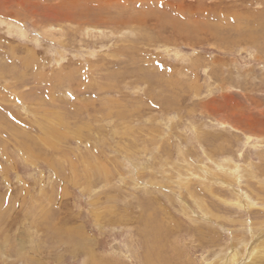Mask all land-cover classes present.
<instances>
[{
    "label": "rangeland",
    "instance_id": "374dc122",
    "mask_svg": "<svg viewBox=\"0 0 264 264\" xmlns=\"http://www.w3.org/2000/svg\"><path fill=\"white\" fill-rule=\"evenodd\" d=\"M257 239L264 0H0V264H211Z\"/></svg>",
    "mask_w": 264,
    "mask_h": 264
},
{
    "label": "bare ground",
    "instance_id": "6f19581e",
    "mask_svg": "<svg viewBox=\"0 0 264 264\" xmlns=\"http://www.w3.org/2000/svg\"><path fill=\"white\" fill-rule=\"evenodd\" d=\"M99 1H102V0H99ZM58 4H59V7H61V2H59ZM245 204L248 205V203H245ZM248 243L249 241L245 242L243 244L244 246H241L240 248L233 246L232 251H230L231 254H228L226 258H220L218 262H213L211 264H264V240L262 241L259 239L254 240L251 242L252 244L250 245V247Z\"/></svg>",
    "mask_w": 264,
    "mask_h": 264
}]
</instances>
